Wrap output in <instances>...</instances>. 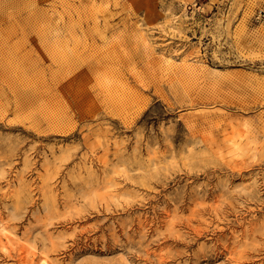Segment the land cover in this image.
Listing matches in <instances>:
<instances>
[{
  "label": "rangeland",
  "instance_id": "rangeland-1",
  "mask_svg": "<svg viewBox=\"0 0 264 264\" xmlns=\"http://www.w3.org/2000/svg\"><path fill=\"white\" fill-rule=\"evenodd\" d=\"M260 13L0 0V264H264Z\"/></svg>",
  "mask_w": 264,
  "mask_h": 264
},
{
  "label": "bare ground",
  "instance_id": "bare-ground-1",
  "mask_svg": "<svg viewBox=\"0 0 264 264\" xmlns=\"http://www.w3.org/2000/svg\"><path fill=\"white\" fill-rule=\"evenodd\" d=\"M2 231V230H1ZM1 233H3L2 235L4 236V237H6V238H9V233L7 232V231H5V230H3ZM1 238V237H0ZM1 241H3L4 242V240H1ZM7 241V240H6ZM5 241V242H6ZM9 243V242H8ZM2 244V243H1ZM4 245V244H3ZM4 248H5V246H4ZM6 250V249H5ZM25 253V252H24ZM35 253V252H34ZM21 254V253H20ZM38 257V256H37ZM39 258V257H38ZM37 258V259H38ZM23 260V259H22ZM28 262L30 263V264H32V262H34L33 264H49V262H48V260L45 258V257H41V258H39V260H35V256H34V254H33V256L31 257V258H29L28 259ZM24 263V262H23Z\"/></svg>",
  "mask_w": 264,
  "mask_h": 264
},
{
  "label": "built area",
  "instance_id": "built-area-1",
  "mask_svg": "<svg viewBox=\"0 0 264 264\" xmlns=\"http://www.w3.org/2000/svg\"><path fill=\"white\" fill-rule=\"evenodd\" d=\"M259 17H263V19H264V14L260 13Z\"/></svg>",
  "mask_w": 264,
  "mask_h": 264
}]
</instances>
